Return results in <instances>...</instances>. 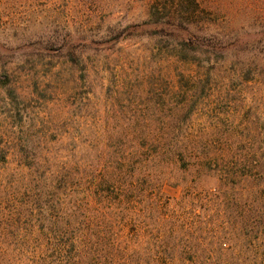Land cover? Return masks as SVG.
Wrapping results in <instances>:
<instances>
[{"label":"rangeland","instance_id":"374dc122","mask_svg":"<svg viewBox=\"0 0 264 264\" xmlns=\"http://www.w3.org/2000/svg\"><path fill=\"white\" fill-rule=\"evenodd\" d=\"M20 149L123 168L68 263L3 206ZM1 151L0 264H264V0H0Z\"/></svg>","mask_w":264,"mask_h":264},{"label":"trees","instance_id":"16d2710c","mask_svg":"<svg viewBox=\"0 0 264 264\" xmlns=\"http://www.w3.org/2000/svg\"><path fill=\"white\" fill-rule=\"evenodd\" d=\"M12 155L10 151H1L0 162H3L4 166L7 165ZM15 155L19 157L20 167L24 168L27 173L17 175L14 183L26 182L21 188L28 198L24 206L20 205L16 208V197L22 193H16L15 190V194H11L6 199L8 202L3 206H11L10 208L19 216L20 209L24 212L31 210L32 231L36 230L38 239L45 238L50 246L55 243L53 248L56 249L61 259H67L66 263L73 256L79 257L83 247L81 243L85 237L80 236L78 239L75 237L81 231L84 220H82L83 215H77L75 212H78L81 203L91 199L100 204L106 203L108 207H110L109 204L111 206L121 204L122 200L118 202L113 199L112 195L122 192L120 184L122 172L124 173L123 168L116 167L115 172L114 166L101 165L95 170L85 161L82 166L79 164L71 166L69 163H64L62 166H56L55 170L48 171V168L39 162L41 158L32 152L20 149ZM75 193L83 198L80 203L75 202L70 206L68 199ZM0 207L2 208L1 205ZM2 215L6 217L5 214ZM4 223L0 221V224ZM4 251L0 247V257L5 255ZM103 253L108 254V257L112 259L113 252L109 249ZM98 255L96 254V259Z\"/></svg>","mask_w":264,"mask_h":264}]
</instances>
